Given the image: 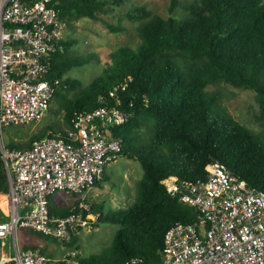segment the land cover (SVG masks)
Returning <instances> with one entry per match:
<instances>
[{
    "label": "trees",
    "instance_id": "trees-1",
    "mask_svg": "<svg viewBox=\"0 0 264 264\" xmlns=\"http://www.w3.org/2000/svg\"><path fill=\"white\" fill-rule=\"evenodd\" d=\"M111 3L56 1L67 23L74 18H97ZM180 5L181 0H171L170 9L175 12ZM183 7L182 16H163L145 5L129 10V18L140 22L141 43L112 51L103 72L89 85L65 77L71 67L94 60L91 55L69 56L75 39L60 40V48L52 55L49 77L59 79L53 101L60 102L58 112L64 113L69 124L58 132L67 135L72 117L80 111L101 105L131 110L127 121L110 128L122 139L118 155L139 160L144 170L132 205L104 210L102 204L91 203L100 222L119 228L101 258L80 256V264H125L134 257L142 264H163L167 230L198 216V210L183 202L181 194L188 184L206 178L215 161L224 162L251 186L264 191V137L236 119L222 105L220 90L211 88L226 82L253 89L264 123V0H193ZM108 26L113 31L125 29L112 23ZM56 130L49 126L33 141ZM169 177L177 178V195L164 182ZM107 178L106 173L94 185H102ZM8 190L0 148V194ZM69 212L67 208L61 213ZM9 219L0 205V221Z\"/></svg>",
    "mask_w": 264,
    "mask_h": 264
},
{
    "label": "built area",
    "instance_id": "built-area-1",
    "mask_svg": "<svg viewBox=\"0 0 264 264\" xmlns=\"http://www.w3.org/2000/svg\"><path fill=\"white\" fill-rule=\"evenodd\" d=\"M56 1L0 0V148L9 180L1 206L10 215L0 221V240L13 238L15 248L10 256L0 251V264H80L77 247L54 257L40 247H20L18 231L69 241L96 227L100 215L84 193L119 156L122 139L110 127L132 114L101 105L75 114L67 135L48 134L28 147L4 140L6 127L41 121L55 97L59 79L49 77L52 55L68 27ZM164 182L173 195L179 193L176 177ZM60 190L81 195L68 214L52 211L51 197ZM181 200L198 216L167 230L163 264H264V191L215 161L206 178L186 186ZM125 264L142 262L134 257Z\"/></svg>",
    "mask_w": 264,
    "mask_h": 264
},
{
    "label": "rangeland",
    "instance_id": "rangeland-1",
    "mask_svg": "<svg viewBox=\"0 0 264 264\" xmlns=\"http://www.w3.org/2000/svg\"><path fill=\"white\" fill-rule=\"evenodd\" d=\"M193 0H181V5L172 12L170 9L171 0H124L115 4L107 5V10L99 13L97 18L81 17L74 18L68 23L65 31V38L76 40L72 47V54L69 56H93L94 60H88L85 64L73 66L65 72V77L79 80L83 86L89 85L110 61V54L115 49L129 45L137 47L142 37L139 32L140 22L132 21L129 18V10L135 6L145 5L153 12L163 16L176 14L182 16L184 5ZM112 23L116 26H123L125 29L113 31L108 26ZM212 89H219L222 95L221 103L238 120L254 129L264 137V123L260 118V105L256 92L253 89L239 88L230 83L223 82ZM61 110L60 102L54 100L46 116L39 122L25 125L6 127L3 132L4 140L10 145H21L25 147L32 143L33 137L41 133L49 126L55 127L59 133V127L68 129L69 124L65 121L64 113ZM45 136L48 133L44 134ZM107 180L102 185L92 187L86 195L90 203L102 204V209H118L128 207L136 201L137 182L143 177L144 170L142 163L137 159L126 156H118L106 169ZM62 191V190H60ZM58 197L62 192L57 193ZM76 196L78 193L70 192ZM85 194V193H84ZM5 194H0V205H4ZM53 198V197H52ZM56 211L63 212L68 204L57 205L54 202ZM118 224L100 222L93 229H83L77 232L72 240L67 242L61 239L46 237L31 229H19L18 242L29 245H41L51 256H60L64 250L77 247L81 256L90 257L102 254L109 250L114 243ZM28 235V236H27ZM13 239V238H12ZM11 246V242H9ZM0 241V247H2Z\"/></svg>",
    "mask_w": 264,
    "mask_h": 264
},
{
    "label": "crops",
    "instance_id": "crops-1",
    "mask_svg": "<svg viewBox=\"0 0 264 264\" xmlns=\"http://www.w3.org/2000/svg\"><path fill=\"white\" fill-rule=\"evenodd\" d=\"M95 186H99V185H94L92 187H95ZM92 187L86 189L85 194H84L85 198H86L87 192ZM58 192H62L63 195L58 197L57 196ZM58 192H56L55 194L52 195L53 198L51 197V206L52 207H54V202H55L57 205L68 204V206H69L68 208H72L76 203H78V201L81 198L80 194H77L76 196H73V195L70 194V191L62 190V191H58ZM0 241L2 242V245H3L2 247H0V251H1V254L3 256H10V255H13L15 253L14 242H13V239L11 237H7L5 239H1ZM9 242H11V244L13 246H11L9 244ZM19 246L22 247V248H27V247H38L39 245H37V244L29 245V244H26V243H20ZM39 247H41V245ZM55 257H57V256H55Z\"/></svg>",
    "mask_w": 264,
    "mask_h": 264
}]
</instances>
